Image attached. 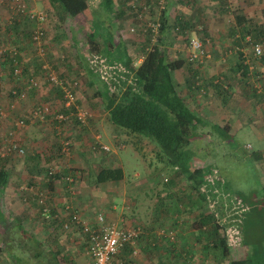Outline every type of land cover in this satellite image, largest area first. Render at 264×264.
Wrapping results in <instances>:
<instances>
[{
    "label": "crops",
    "instance_id": "0c3cea01",
    "mask_svg": "<svg viewBox=\"0 0 264 264\" xmlns=\"http://www.w3.org/2000/svg\"><path fill=\"white\" fill-rule=\"evenodd\" d=\"M103 1L89 0L88 8L83 13L72 18L63 17L61 19L56 16V11L48 0H28L32 7L38 9L42 5L45 7L43 8L45 11H47L46 8L51 11V13L47 11L51 17L54 16L62 24L64 22L63 27H57L55 24H53V27L48 28L47 26V38L44 40V46L49 48L47 58L49 57L52 60V64L59 75L67 79L68 82L74 79V73L76 75L81 70L92 76L89 80L93 84L96 82L100 84L106 80L101 77V74H98L99 72H96V68L90 63L93 56H99L109 65L117 63L115 59L111 62L100 56V54L90 53L87 38L91 34H97L102 48H104V45L108 46L111 50V57H114L118 48H121L125 49L128 57L131 58L128 50L135 45L134 38H131L133 35L131 33H129L130 35L127 34V31L122 34L121 27L120 30L118 27L119 22L127 24L124 19L129 14L130 8L126 6L125 0H110L109 8L105 7ZM229 1L232 2L225 5V8L230 7L226 10L223 7L224 4L220 6L219 0H167L164 10L166 23L161 36V49L168 55L166 50L170 45L167 41L168 32L173 31V28H176L178 24L181 29L187 31L186 28L194 20L196 22V17L208 22L207 29L202 33L203 39L209 40L205 44L208 53L206 59L210 57V53L217 56L223 52L228 55L226 56L227 64H224V76H222L229 81L228 85H224V87L227 86L226 90L221 91L217 85H213L215 81L219 80L217 78L221 77L216 75L220 71H217L213 65L214 62L204 61L207 64H202V62L200 65H194L184 61L181 56H169L167 58L169 61H177L181 64L178 69L172 72V77L175 78L174 75H176L177 70L183 74L180 83L183 91L181 95L188 106L209 124L221 129L227 142H230L234 133L237 134L238 131H244L249 127L254 130L255 123H258L257 126L264 128V105L261 103V99L264 103V49L262 65L260 66L263 75L257 77L256 82L252 81V77H249L252 66H243L233 55V48L238 49L234 43L236 39L238 40V34L241 36L246 31L257 30L264 40V0H251L260 7L255 14H250L248 0ZM223 10L226 11L223 12ZM95 14L98 18L96 20L91 18L93 29L90 34L86 31L87 36L84 37V34H82L84 28L81 24H83L86 17ZM191 15L195 16L194 20H191ZM254 16L256 17L255 20L253 19ZM10 18L11 14L6 4L0 3V25L4 27V32L5 29L7 30L6 33L9 36L3 37L0 35V46L18 42L16 45L19 46V59L26 68L23 73L24 78H31L28 77L29 75L38 78V74H40L38 70L42 62L39 59L31 61L33 60L31 57L33 54L28 49L31 47V43L25 42V39L21 37L23 36L21 23ZM129 18L132 17L129 16ZM226 21L229 25H225ZM28 33L29 37L27 38L30 40V32ZM204 33L208 34L209 37H206ZM12 34L14 36H11ZM165 35L166 42H164ZM123 36H126V39H131L129 41L123 40ZM219 36L223 37V42ZM210 37L213 39L212 43ZM215 38L218 39V43L215 42ZM53 49L55 50L53 53H58L62 59L56 60L55 56L57 55L52 56L50 52ZM61 50L63 53H61ZM142 58L137 59L138 64L142 61ZM132 61L134 62V59ZM242 62L246 64V60H242ZM70 64L73 66L71 67ZM185 66H187L186 70L184 69ZM33 68L35 69L33 70ZM10 69L8 62L0 57V109H3L6 113V116L0 120V170L5 173L4 185L0 192V264H91V259L87 254L86 234L80 227L70 225L69 229H65L63 226L68 221L70 214L74 212L78 214L81 221L93 228L98 226L96 220L98 214H103L106 222L115 223L118 227H129L140 223L145 225L144 234L136 241L134 247L124 245L112 257L111 264H166L172 258L174 262L178 260L182 264L189 263L186 262L189 256L195 255L201 250V238L197 235L199 231L192 229L193 223L189 222V218L192 219L191 214L189 218L182 219V221L174 224L178 236L175 244L167 242L157 234L158 229L167 228L162 220V217L165 218L164 199L167 195L171 196V192L174 191L173 187H160L157 185L156 177L152 172L148 174L146 181L148 184H144L141 189L139 187L142 186L127 185L128 180L125 173L123 179L119 181L95 182L97 171L95 172L92 168L94 165H91L94 160L88 161L91 156L94 159L100 156L93 153V155L89 154L91 152L89 145L91 139H93V130L100 125V123L98 126L96 125L97 119L95 117L84 132L72 129L71 125L64 126L67 129L65 133L74 142L72 157L67 162L69 167L73 166L69 171L74 173L77 181L74 195L69 193L67 185L61 179L60 174L54 178H49L46 171L39 170L38 148L43 147L41 150H49L55 144L57 140L54 129L55 123L32 120L30 119V112L37 106L38 101L44 99L48 101V104L56 105L55 101L52 100L57 99L56 101H60L61 92L59 89L53 88L49 90L48 88L45 90L32 89L29 91L26 100H12L9 93L6 94V90L9 86L21 85V82L11 76ZM246 69L249 70L248 74ZM198 77L206 83L212 84V86L209 85L212 88L205 89L203 96H199L194 88V82ZM246 78L252 81L256 91H249V86L243 82ZM189 79L192 81L187 83ZM194 79L196 80L194 81ZM81 90L76 91L78 99L82 98ZM93 93L97 94L96 88ZM209 99L215 101L214 106L211 108L204 105L209 102ZM24 111H27L29 115L25 116L29 122L24 129L16 128L14 122L17 118L15 119V117ZM205 115H208V119ZM36 122L38 123L33 124ZM260 123H263L262 126ZM114 128L121 130L115 126ZM229 130H232V132ZM8 132H12L17 142L25 148L26 156L23 158L19 159L20 156L16 154H3L4 137ZM231 133L233 134L231 135ZM256 134L257 137L262 136L261 138H264V133L261 136L260 133ZM260 156L261 153L259 152L253 156V159L264 160V154H262V157ZM54 158L53 156L52 158H41V162L45 163L47 160L52 162ZM99 164H103V162L101 161ZM63 171L64 174L67 173V171L66 173L65 170ZM133 175L135 176L136 172ZM22 183L33 185L36 191L46 192V202L50 209L48 217L42 214V207L38 204V197L35 194L20 191V196L17 193L15 189ZM182 189L184 188H175V191L182 193ZM191 191L194 192L193 189ZM140 192L143 193V201L140 200L139 195H136ZM196 196L190 198V202L193 201L198 214L200 208ZM191 203H188V211L192 210ZM128 213L137 217L128 216ZM140 217H142V220L138 221L137 219ZM193 218L199 220V215H194ZM134 249L137 250L136 253H133ZM186 255L188 257L183 262Z\"/></svg>",
    "mask_w": 264,
    "mask_h": 264
},
{
    "label": "rangeland",
    "instance_id": "374dc122",
    "mask_svg": "<svg viewBox=\"0 0 264 264\" xmlns=\"http://www.w3.org/2000/svg\"><path fill=\"white\" fill-rule=\"evenodd\" d=\"M231 2L232 1H229V0H219L220 6L221 4H224L223 7L226 10L227 8L229 9L230 7L225 8V5L231 4ZM247 3H248V10L250 14H255L256 11H258L260 8L259 5L256 4V2H252L251 0H248ZM43 8L45 7L41 5V7L38 9L44 10ZM46 10L48 11V13H51L49 9L46 8ZM226 10H223V12H225ZM55 14L57 17H60L57 12ZM130 15L131 14L129 13L125 16L124 20L126 21L127 24L125 25L123 22H119L118 27H119V30L121 27L122 34H125L127 31L128 32L127 34L131 33L133 35L131 38H134L133 42H135V45L133 47L131 46L128 51L131 55L130 57L134 59V64L138 65L137 59L144 56L145 50L148 49L150 41L148 37L141 34L140 31L129 32L127 28L131 25V23H137V21L135 22L132 19L133 17L129 18ZM153 15H155L154 11H153L152 17H155ZM90 16L91 17H86L84 19L83 24H81V26L84 28V31L82 32V34H84V37L87 36L86 31H88L90 34L91 30L93 29V23L91 21V18H93L92 20L94 19L96 20L98 18L96 14L90 15ZM190 18L191 20L192 19L194 20L195 16L193 17L191 15ZM255 18L256 17L254 16L253 19L255 20ZM194 21L193 23L190 21L192 24H190L186 28L187 31L181 29L180 25L178 24L176 28H173V31L168 32L169 34L167 35L168 36L167 41L169 42L170 45L169 46L167 45L168 46V48L166 49L168 51L167 57L181 56L184 61L190 63L187 59V53L189 52V46H188L189 38L192 37L193 35H198V36L201 35V38H203L202 33L207 29L206 25H208V22H206V20H201V18L199 17H196V22ZM46 23H45V29H47V26L48 28L53 27V24H55L57 27L64 26V22L62 24L61 21H58L57 18H55L54 16L51 17L50 15ZM226 24L229 25L227 21L225 22V25ZM21 25H22L21 30L23 32L22 33L23 36L21 37L25 39V42L28 41L29 43L30 40L27 37H29L28 32H30V28L32 27V24L27 23V22H23V23L21 22ZM6 32L7 30L5 29V32L0 33V35L3 37L8 36ZM204 34L206 37L207 36L209 37L208 34L206 33ZM11 36H14V35L12 34ZM46 38H47V30H46V36L44 37V40ZM131 38L126 39V36H123V40H126V41H129ZM165 39H166V35L164 38V42H166ZM222 39L223 37H221V41L223 42ZM210 41L211 43L213 41L211 37H210ZM8 42H9V38H8ZM215 42L218 43V39H216ZM263 42L264 40L263 38H261V35L258 33L257 30L252 31V32L246 31L242 33L241 36L240 34H238V40L236 39L234 42L235 46L238 47V49L235 47L233 48L234 49L233 55L240 61V63L243 66H246V67L252 66L251 73H249V77H252L251 79L254 82L258 80L257 77H259L260 75H263V72L261 71L260 66L262 65L261 64L262 58L264 56L263 57L261 56L259 58L255 57L252 52V47L255 43H263ZM16 44H18V42H15L13 45H16ZM161 44L159 42V44L154 47L161 48L162 46ZM144 45H145V48H144ZM46 47L44 46L45 54L43 56H39L37 55L36 53L37 51L34 48V46L31 45V47L28 48L30 50V53L33 54L31 56L33 60L31 61H36L37 59H39V61L42 62V64L49 65L59 75L57 70L54 68V65L52 64V60H50L49 57L47 58V55H48L47 52H49V48H46ZM53 51L55 50L53 49L52 52L50 53L52 54V56L57 55L55 56L56 60L62 59L61 55L55 52L53 53ZM61 53H63L62 50H61ZM90 53L92 52L90 51ZM226 56L228 55L223 52L221 54H218L217 56L216 54L210 53V57L204 60V61L214 62L213 65L215 66L217 71H220V73L216 74L218 76H221L217 78L219 79L217 81L219 85L218 84L216 85H218L219 87L218 89L221 91L226 90L227 86L224 87V85L229 84V81L225 80L222 77L224 76L223 74L224 64H227V61H228V60L226 61L227 59ZM19 58H20V55H19ZM242 60H246V64H244ZM204 61L202 64L206 63ZM70 66L72 67L73 65L70 64ZM92 66L96 68V70L99 72L98 65H95V66L92 65ZM186 67L187 66H185L184 69ZM22 68H23V72H22V77L20 79H23L25 77L23 76V73L26 70V68H24V65H22ZM34 69L35 68H33V70ZM247 69H246L247 71L246 73L248 74L249 70ZM38 72L40 73L38 74V79L40 82V86L38 87V89H43V90L47 88L48 90L50 88L58 89L55 86H50L47 82L41 79V66L39 67ZM73 76H74V79L72 80L78 81V86L75 88V92L80 91L82 89L81 99L80 98L78 99V96L75 93L76 103L78 106L84 108L88 112L87 119H86L87 123L84 126H79L80 124H78L76 120L72 119L70 120V122L67 123L66 126L71 125L72 129L78 130L80 132H84L85 130H87V126L89 125V123L92 121L94 117L97 119L96 125L98 126L100 123V125L96 127V129L93 130L94 132L92 136L93 139H91V143L89 145L90 147L89 150L91 151L89 154L100 155V156H97L95 159L93 156H91V158L88 159L89 162L91 160H94L93 163H91V165H94L92 167L93 170H95L96 172L100 167H104V166L121 167L123 170V177H124V173L127 177L126 178L128 180L127 185L130 186V185L135 184L136 187L142 186V187H139V189L143 188L144 184H148L146 182L148 178V174L149 172H152L156 177L157 185H159L160 187L170 186L174 188V191L171 192V196L167 195L166 199H164L165 218L162 217V220L167 225V228L158 229V232L160 230H164V233H166L167 230H170V229L175 231L174 241L170 240L172 244H175L177 242L178 236H177V231H176L174 224L177 223L178 221H182V219L189 218L190 214H191L192 219L189 218V222L193 223L192 229L194 228L197 230L198 228L196 227V225L198 224V220L197 218H193L194 215H197L196 213L197 208L194 210H190V211L187 210V206H189L188 202L190 201V198H194L196 195V193L192 192L191 191L192 189L188 186L189 181L187 179H184V177L181 178L182 176L181 173L180 174L175 173V171L171 169L172 167H169L168 165H166L165 162L158 161L157 157L155 156L156 147L151 142H149L147 139L137 134H133L130 132H126L125 130H119L117 128H114V125L108 122L107 114L105 113L104 109H102L103 106L101 104L100 98L97 96L96 93H93L94 89L96 88V84H99V83L96 82L93 84V82L89 80L92 76L89 75L88 72H84V70H81L80 72L76 73V75L74 73ZM174 76H175L174 78L175 86L181 94L183 91L180 86L181 85L180 83L182 81L181 78L183 74L179 70H177L176 75ZM28 77H33V76L29 75ZM198 78L197 80L194 79V81L195 80L198 81L197 84L199 83L200 86L202 85L204 87H202L203 88L202 91L198 89H196L195 91L197 92L199 96L201 95L203 96V94L205 93V89L210 87L209 86L210 83H207L206 85L205 84L206 82L203 81V79H200V78L198 79ZM65 80L67 81V79ZM190 81L192 80L190 79L187 80V83L188 82L190 83ZM252 81L247 78L243 80L244 84L245 85L247 84L249 86V91L254 92L256 91V89L253 87ZM12 87L13 85L8 87V89L6 90V94L10 92ZM263 88H264V85H263ZM48 90L46 91V93L48 92ZM28 95L29 94H27L24 100L27 99ZM201 98L205 99L204 97H201ZM12 100L14 99L12 98ZM56 100H52V101H55L56 105L52 103H49V104H51L54 109H57V108L60 109L61 108L60 101L59 100L56 101ZM38 102L39 103H37L36 105L40 104L41 102L47 103L48 101L44 99L43 101H38ZM261 103L264 105L262 99H261ZM214 104H215V101L213 102L212 100L209 99V102L204 105L207 107L209 106V108H211L214 106ZM27 115H28L27 111H24L20 115L16 116L15 119L17 118L16 120H18V119L24 118L26 125H27L29 122L28 119L25 117ZM207 116L208 115H205L206 118ZM37 123L38 122L33 123V124H37ZM257 124L258 123L254 124V126L256 125V127H254V130L251 129V127H249L248 129H245L244 131H238L237 134L234 133L233 139H231L230 142H227L226 137L222 135L220 136L218 132L213 130V128L207 127V126L200 128L197 131L198 133L196 134V137L192 139L189 145L190 150L193 151V158L191 160V168L192 169L202 168L205 165L210 164V163L212 165H215L219 173L222 175V178H224L225 181L227 182L228 190L237 192V195L238 193L242 194L241 197L243 198L245 197L247 202L241 199L240 204L233 203L234 205L232 206V208L228 207L230 211L229 209L225 208V214L223 218H220L219 216H217V220H216L218 221L217 223L225 226V229L230 227L232 237H235L236 235L238 238H240L238 240L236 239V244L229 247L228 256L224 258L221 257V255L218 253V250L215 248H214L215 250L213 251L209 249L208 252L206 253L204 250L205 248H201V246L205 244V242L203 240L202 241L200 240L201 241L200 242L201 250H199L200 252H197L195 255H190L186 261V262H189L187 264H229L230 260H242L245 264H264V218L261 217L262 214H264V213H261L262 211H264V184H263L264 183V160L260 158H258L260 160L253 159V156L259 152L261 153L260 157H262V154H264V138H261L262 137L261 135L264 133V128L257 126ZM260 124L262 126L263 123H260ZM64 130L67 131L66 128H64ZM229 131L232 132V130H229ZM256 133H260L261 137H257ZM232 134L233 133H231V135ZM57 140L55 141V144L53 145L55 150L58 147ZM70 141L72 143V152H73L74 142L72 139H70ZM101 145L108 146L109 150L107 151V150L102 149L100 147ZM42 148L43 147H39L38 152H37L38 158H39V159L37 158L39 162L38 163L39 170L42 172L46 171L48 165H59L60 166L61 162L63 161V159H60V158H54L52 162L51 160H47L45 161V163L41 162L42 160H41L40 154L44 153V149L41 150ZM13 156H16V155H13ZM24 156H26V152H25V155L20 156L18 158L21 159ZM101 161L103 162V164H99L101 163ZM71 168H73V166L69 167V169H66L65 173L67 170L71 171ZM135 172H136V175L134 176L133 173ZM19 186L15 190L20 195L21 190H19ZM175 188H184V189H182L183 191L182 193H179L175 191ZM29 194H31V192ZM142 194L143 193L141 192L136 193V195H139L141 201H143ZM23 196H26V195H23ZM25 199L27 198L25 197ZM250 207H251V210L245 214V219L242 223V237H241L239 226L236 225L233 217L238 216L243 211L249 210ZM199 208L204 213H211L213 211L214 204L213 202L210 201L209 203L205 204V206L199 207ZM127 215L131 217H137L134 214L132 215L128 213ZM137 220L138 221L142 220V217L138 218ZM140 225L143 227L142 234H144L145 225L143 223H140ZM228 231H230V229ZM197 235L200 237V231ZM161 237L166 239L165 236L161 235ZM210 245L211 244H208V246ZM184 257L187 258L188 256L186 255ZM172 259L166 262V264H182L178 260L177 261L175 260L176 262H174L172 261Z\"/></svg>",
    "mask_w": 264,
    "mask_h": 264
},
{
    "label": "trees",
    "instance_id": "16d2710c",
    "mask_svg": "<svg viewBox=\"0 0 264 264\" xmlns=\"http://www.w3.org/2000/svg\"><path fill=\"white\" fill-rule=\"evenodd\" d=\"M48 1L61 18H72L83 13L88 8L89 3V0ZM103 2L105 7H110V0H104ZM152 14L153 10L151 9L149 16H152ZM130 16L133 17L132 19L135 22L137 21L134 14ZM160 20L161 26L158 39L161 44L162 31L166 23L164 10L160 14ZM87 41L89 42V51L92 54H100V56L111 62L115 59L117 62L122 63L125 69V71L114 70V78L96 84L97 96L100 98L103 109L107 114L108 122L121 130L137 134L151 142L156 147L155 156L158 161L165 162L166 165L172 167L171 169L175 173H181V178L184 177L189 181L188 186L196 192L199 207L205 206L210 200L214 202L211 213H204L200 210L197 214L199 220L196 227L200 231V240L205 242L201 248H205L206 253L209 249L212 251L217 249L221 257L228 256L229 246L225 226L217 223V216L223 218L225 208H232L235 195L244 201H246V198L241 197L242 194L238 193L237 195L235 191H229L227 182L220 173V180L212 188L207 192L200 190L201 185L204 184L207 169L215 167V165L210 163L202 168L192 169L193 151L190 150L189 145L192 139L196 137L197 131L202 127L210 126L219 135L224 136V133L217 126L209 124L194 112L177 90L172 72L178 69L181 64L177 61H169L163 49L154 47L150 50L146 48L142 61L135 65L132 59L128 57L125 49L118 48L115 56L111 57V50L106 45L102 48L97 34L89 35ZM92 70L94 71V69ZM96 72L98 73V71ZM101 80L103 79L101 78ZM196 82L194 88L202 91L204 86H200ZM214 83V86L218 84L217 81ZM205 84L207 85V83ZM209 85L212 86V84ZM122 178L123 170L121 167H100L95 174L96 183L119 181ZM4 181L5 173L0 170V192ZM213 188H217V192ZM190 201L188 203H191ZM191 205L192 210L196 209L193 201ZM250 210L251 207L249 210L233 217L234 222L239 226L241 237L242 223L245 214ZM261 213H264V211ZM261 217L264 218V214ZM165 240L171 243L167 239ZM208 244L211 245L208 246ZM185 261L186 258L183 262ZM229 264L245 263L242 260H230Z\"/></svg>",
    "mask_w": 264,
    "mask_h": 264
},
{
    "label": "built area",
    "instance_id": "2783aa9c",
    "mask_svg": "<svg viewBox=\"0 0 264 264\" xmlns=\"http://www.w3.org/2000/svg\"><path fill=\"white\" fill-rule=\"evenodd\" d=\"M5 3L11 14V20H17L18 23H31L30 28V43L36 49V53L39 56L45 54L44 50V37L46 36L45 23L48 21L49 14L45 10H39L32 7L28 0H0V3ZM128 4V5H127ZM167 0H126V6L130 8L129 13L134 14L137 23H131L128 27L129 32L140 31L141 34L148 37L150 44L148 49H152L159 44L160 35V14L165 10ZM151 9L155 12V17L149 16ZM157 15V17H156ZM134 22V21H133ZM4 32V27L0 25V33ZM209 40L201 38V35H194L189 38L188 46L189 52L187 53V59L190 63L197 65L200 64L208 57V53L205 49V44ZM264 42L255 43L252 47V52L255 57H261L263 55ZM0 57L7 61L11 67L10 73L13 78L21 81V85L13 86L9 92V95L14 100H24L29 94L30 90L38 89L40 86L39 79L31 77L28 79H20L22 77L23 68L19 59V48L17 45L10 43L7 46H0ZM92 65L99 66V74L101 77L109 80L114 78V70L125 71L122 63L107 64L99 56H93L90 59ZM103 72V74H102ZM109 72V74H108ZM41 79L47 82L50 86L57 87L61 92L60 109H54L51 104L40 103L35 106L30 112V119L41 122L52 121L55 123L54 129L57 136L58 147L56 150L54 146L52 149L44 150L40 156L43 159L47 157L63 159L61 165H48L46 169V175L49 178H54L58 174L61 175V179L67 185V189L71 195L76 193V177L73 173L67 170L64 174L63 170L69 169L67 164L72 154V143L67 133H65L64 126L67 125L70 120L74 119L79 126L86 125V119L88 112L77 105L75 88L78 86L77 80L70 82L59 76L54 69L47 64L41 65ZM259 88V87H258ZM6 116L3 109H0V120ZM14 126L19 129H23L26 126L24 118L18 119L14 122ZM3 154H16L18 156L25 155V148L21 146L15 139L12 132L6 133L4 137ZM104 150H109L108 146H100ZM58 156V157H57ZM220 180L219 172L216 167L207 169L204 177V184L201 185L200 190L207 192L216 182ZM217 192V188H213ZM19 190L22 192H31L38 197V203L42 207V214L48 217L50 209L47 205V194L45 191H36L33 185L21 184ZM227 196V194H225ZM211 201V200H210ZM241 199L237 196L234 197V203L240 204ZM213 202V201H211ZM214 204V202H213ZM97 227L93 228L86 225L80 220L76 212L70 214L67 222L63 224L65 229H69L70 225L80 227V229L87 236V254L91 259V264H111L112 257L124 246L135 245L138 238L143 233L142 226L140 224H133L129 227H118L115 223H108L105 221L103 214L97 215ZM230 229V231H228ZM161 231V232H160ZM157 234L159 236H165L168 241H174V233L172 229L160 230ZM227 235V244L229 247L236 244V235L232 237L231 228L225 229ZM241 236V235H240ZM137 250L134 249L133 253Z\"/></svg>",
    "mask_w": 264,
    "mask_h": 264
}]
</instances>
